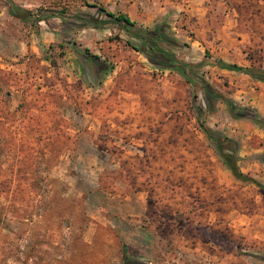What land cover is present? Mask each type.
Instances as JSON below:
<instances>
[{
	"label": "rangeland",
	"instance_id": "obj_1",
	"mask_svg": "<svg viewBox=\"0 0 264 264\" xmlns=\"http://www.w3.org/2000/svg\"><path fill=\"white\" fill-rule=\"evenodd\" d=\"M91 5L106 8L0 0V264H264V190L237 180L199 129V85L112 24L81 27ZM154 6L139 26L164 19L185 43L179 59L264 115V83L218 65L264 68V0ZM202 119L237 141L240 169L264 185V130L223 103Z\"/></svg>",
	"mask_w": 264,
	"mask_h": 264
},
{
	"label": "trees",
	"instance_id": "obj_2",
	"mask_svg": "<svg viewBox=\"0 0 264 264\" xmlns=\"http://www.w3.org/2000/svg\"><path fill=\"white\" fill-rule=\"evenodd\" d=\"M91 6L96 7L95 5ZM8 12L14 18L24 22L29 21V18L32 15V12L29 10L22 9L13 3H9ZM54 12L58 13L60 18H63L62 10H54ZM101 13L105 14L106 17L104 19L99 17ZM75 17L83 20L84 23L80 24L81 27H84L88 23H91V25L95 27H103L106 24L116 26L119 30L124 31L130 40H135V42H137L131 43V41L128 40V44H130L135 50L144 54L150 63L160 68L175 70L184 76L188 82L198 84L202 92L203 99L201 106L194 105L199 129L213 145V148L223 165L237 180L253 183L264 190V185L262 183L244 173L240 169L238 155L239 145L237 141L220 131L213 129L202 119L204 111L213 112L217 109L218 103H223L232 119L248 117L254 124L264 130V115L259 113L257 110L251 109L250 107L238 104L233 98L227 96L208 83L196 71L197 67L200 66V63H188L179 59L175 50L182 49L185 43H181L173 35L168 23L165 20H162L151 28L143 29L127 14L122 12L115 13L102 6L96 7V14L94 17L86 15L85 13H77ZM40 19L44 18L40 17ZM87 50L88 49H85L84 51L87 52ZM90 56L94 59L97 66L103 70L101 67L102 62L100 61L99 56L92 54ZM218 65L221 68L245 73L252 80L264 83L263 67H256L253 65L239 66L234 63L230 64L223 61H219Z\"/></svg>",
	"mask_w": 264,
	"mask_h": 264
},
{
	"label": "crops",
	"instance_id": "obj_3",
	"mask_svg": "<svg viewBox=\"0 0 264 264\" xmlns=\"http://www.w3.org/2000/svg\"><path fill=\"white\" fill-rule=\"evenodd\" d=\"M101 2H103L107 10L114 12L113 9H116L122 13L127 14L137 24H141L142 22H147V20H145L143 17L144 14L147 13L148 17L149 16L152 17V14L155 8L154 5H156L157 0H101ZM138 4L139 6L142 7V10L140 12H138ZM160 18L162 17L160 16ZM256 82H259V81H256ZM260 112H261V109H260ZM262 112L264 113V111Z\"/></svg>",
	"mask_w": 264,
	"mask_h": 264
}]
</instances>
